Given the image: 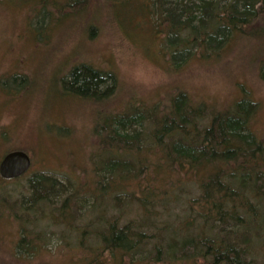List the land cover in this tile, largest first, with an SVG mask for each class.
<instances>
[{"label": "trees", "instance_id": "trees-1", "mask_svg": "<svg viewBox=\"0 0 264 264\" xmlns=\"http://www.w3.org/2000/svg\"><path fill=\"white\" fill-rule=\"evenodd\" d=\"M85 1L39 0L32 9L35 22L30 19V25L38 31L47 29L54 21L53 9L60 17L78 14L84 10ZM113 1L122 7L124 22V16L139 2L138 10L148 16L160 40L164 60L174 69L193 59L217 61L239 40L264 36V0ZM11 77L14 82L20 75ZM66 77L67 89L96 101L106 97L109 90L106 87L101 91V86L109 80L113 84L110 72L85 63L73 65ZM253 105L248 95H242L223 108L209 109L210 105L176 87L164 105L156 103L150 111L145 104L130 101L121 111L101 113L94 129L99 149L91 156L93 181L88 193L85 187L67 191L55 177L32 173L27 178L28 193L21 194L15 210L8 206L16 218L18 210L26 214L17 248L28 251L35 247L26 237L28 231L35 235L30 238L49 239L46 230L38 229L35 222L45 215L37 216V212L48 203L50 194L63 195L56 208L63 219L55 222L52 216V223L68 224L66 211L72 206L78 211L86 207L98 210L105 195L113 190L126 194L122 186L136 178L142 197L128 192V198L141 207L143 198L151 208L155 206V211L145 210L148 214L137 223H120V214L94 215L81 234L77 233L81 241L78 245H84L87 237L96 242L91 249L93 257L85 258L87 264L103 263L104 254L112 260L116 255L132 260L141 253L159 263H171L184 255L201 264H264V140L249 127ZM57 128L59 134L65 133ZM154 149L159 151L156 162L142 155ZM150 168L172 171L176 179H169L170 187L161 192L147 178ZM191 181L198 185L197 194L193 198L184 195L182 200L178 189ZM80 195L87 196V203L76 205ZM183 202L182 213H173L172 207ZM32 212L35 216L29 220ZM73 216L75 213L70 219ZM25 223L32 228L27 229ZM67 235L60 237L65 240ZM256 246H261L259 259L254 254Z\"/></svg>", "mask_w": 264, "mask_h": 264}, {"label": "rangeland", "instance_id": "rangeland-1", "mask_svg": "<svg viewBox=\"0 0 264 264\" xmlns=\"http://www.w3.org/2000/svg\"><path fill=\"white\" fill-rule=\"evenodd\" d=\"M38 2L0 0V160L11 150H23L31 158L30 168L22 176L3 180L0 177V264H87L85 258L93 257L91 249L96 242L87 237L84 245H78V237L94 215L120 214V223H137L146 217L145 210L155 211V206L151 208L143 198L142 207L128 198V192L142 197L137 185L140 181L133 178L124 183L122 189L127 195L110 191L98 210L86 207L78 211L72 206L66 211L69 225L52 223L53 217L55 222L63 219L56 209L63 195L50 194L48 203L37 212V216L45 215L35 222L38 229L46 230L49 239L30 238L35 235L25 232L35 247L24 251L17 248V243L24 233L21 224L26 214L18 210L16 218L8 206L15 210L21 194L28 193L27 178L41 172L63 182L67 191L85 187L88 193L93 181L91 156L99 149L94 131L98 116L121 111L130 101L145 104L150 111L156 103L164 105L176 87L185 89L195 100L204 101L209 109L223 108L248 95L255 108L249 127L258 139L264 140V36L239 40L217 61L193 59L174 69L164 60L160 40L148 16L138 10L139 2L135 1V10L124 16L126 22L121 21L122 7L113 0H86L82 12L61 17L53 9L54 21L41 31L30 25V19L35 22L32 9ZM79 63L113 75V84L109 80L100 88H109L106 97L87 99L64 86L67 72ZM14 74L20 78L13 82L10 79ZM3 81L7 83L1 85ZM57 127L65 133L59 134ZM156 154L157 149L142 153L155 162L159 156ZM151 169L146 172L147 178L161 192L170 187L169 179H176L172 171ZM196 188L194 182H185L177 194L182 200L184 195L193 198ZM82 203H87L86 195L77 197L76 205ZM184 205H174L173 213L181 214ZM33 213L28 215L29 220H33ZM28 223L24 225L31 229ZM144 228L153 232L150 227ZM67 233L65 243L60 236ZM254 250L259 259L261 246ZM144 255L137 254L132 260L116 255L112 260L104 254L105 260L99 264H201L184 255H178L171 263L155 262L152 256Z\"/></svg>", "mask_w": 264, "mask_h": 264}, {"label": "water", "instance_id": "water-1", "mask_svg": "<svg viewBox=\"0 0 264 264\" xmlns=\"http://www.w3.org/2000/svg\"><path fill=\"white\" fill-rule=\"evenodd\" d=\"M31 165L29 154L23 150H11L0 160V177L14 179L25 174Z\"/></svg>", "mask_w": 264, "mask_h": 264}]
</instances>
